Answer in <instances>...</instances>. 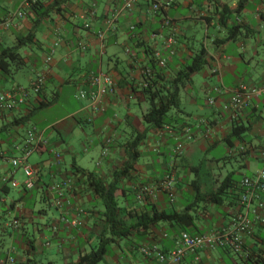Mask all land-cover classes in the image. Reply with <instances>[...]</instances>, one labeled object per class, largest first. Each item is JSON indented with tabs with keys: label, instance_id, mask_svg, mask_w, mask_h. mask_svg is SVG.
I'll list each match as a JSON object with an SVG mask.
<instances>
[{
	"label": "crops",
	"instance_id": "crops-1",
	"mask_svg": "<svg viewBox=\"0 0 264 264\" xmlns=\"http://www.w3.org/2000/svg\"><path fill=\"white\" fill-rule=\"evenodd\" d=\"M24 1L0 0V21L19 12ZM57 1L63 0H43L47 6ZM239 2L138 0L125 11V0H68L60 4V12L39 24L35 41L20 50L24 68L16 74L0 70V93L18 86L30 89L38 75L46 76L41 95L30 89L25 105L0 115V264L78 263L96 244L105 224L102 199L89 177L111 182L124 167L128 144L145 134L138 160L117 193L123 215L129 224L154 211L187 218L159 222L146 235L133 231L110 247L101 264H160L156 257L145 258L140 248L156 244L163 252L173 250L182 232L201 235L228 228L238 211L246 212L252 222L243 255L219 248L200 252L198 259L188 255L181 264H264V224L256 219L253 207L246 211L237 202L240 182L263 169L264 93L251 98L236 117L226 109L241 86H264V0H248L238 12ZM154 3L162 5L159 12L151 11ZM224 9L229 13L222 26ZM108 20H113L111 30ZM12 23L9 28L0 25V50L16 46L17 35L35 28L29 18H15ZM231 27L237 32L230 40ZM101 31H107L103 51L97 36ZM171 37L176 41L173 55L168 47ZM79 42L86 51L77 47ZM201 47L207 51V64L181 91L180 110L172 113L175 127L146 126L142 115L149 105L135 89L143 87L149 53L167 59L163 73L171 80ZM101 71L112 76L117 89L105 99L104 113L94 112L76 97L75 109L63 118L45 117L59 106L66 88L85 89L88 74ZM25 73L23 85L18 81ZM41 99L56 102L38 109ZM32 126L48 144L29 158L40 172L35 188L28 191L22 169H14L10 161L21 154L19 148ZM235 127L242 129L237 137L232 136ZM179 144L181 153L176 152ZM56 154L61 156L59 163ZM168 175L175 181L174 202L159 190ZM227 178L233 181L231 188L218 193ZM12 181L18 186L12 187ZM215 194L212 201L205 198ZM14 220L20 222L19 229L13 228ZM73 220L81 224L73 226Z\"/></svg>",
	"mask_w": 264,
	"mask_h": 264
},
{
	"label": "trees",
	"instance_id": "trees-1",
	"mask_svg": "<svg viewBox=\"0 0 264 264\" xmlns=\"http://www.w3.org/2000/svg\"><path fill=\"white\" fill-rule=\"evenodd\" d=\"M67 1L68 0L57 1L47 6L44 4L43 0H38L34 5L28 8L26 11H22L23 8L19 11L22 12L23 16H20L18 12L9 13L2 21H0V23L8 22L7 28H9L13 24L12 22L15 18L18 19L29 18L31 19V22L35 27L33 31H30L26 35H17L16 46L1 47L0 70L2 72L7 74L10 73L16 74L24 68L25 59L20 53V50L30 46L35 41L36 39L35 33L39 24L44 19L48 17H52L57 12H60L61 9L60 4ZM247 1L248 0H240L237 8L238 12H240L241 9L245 7ZM137 2L138 0L135 2V4ZM135 4L133 5V7L135 6ZM152 6H151V11H152ZM133 7L130 10H132ZM125 11H129V10H125ZM228 13L229 12L227 11V9H224L222 13H220V20H219L220 25L224 26L226 24L228 19ZM86 25H88V28L86 27ZM86 25L85 28L90 29L91 26L89 24ZM236 30L237 27H231L229 29V32L231 34L229 37L230 40L236 36V32H237ZM79 43L77 44V47L81 50V48L79 47ZM55 44L52 46L54 49L57 46V43ZM86 49L87 46L85 45V50H81V51H86ZM146 52L148 51L146 50ZM53 55H51V49H50V54L47 58L50 57L52 60ZM206 57H207V51L205 48L201 47L196 51L192 61L182 66L180 71L177 73V75L174 76V78H172L171 80H169L165 77L163 73V70L168 66L167 59L161 57L160 53H156V52L149 53L148 64L145 67L144 69L145 73L143 74L144 77L143 87L140 91L135 89L136 94H138V98L141 99L143 97L146 103H148L149 105L148 110L142 115V121L149 128L160 129L164 127H173V128L175 127L177 121L175 120L172 113L180 110L181 91L190 82L191 76L201 71L206 66L207 64ZM160 60L166 61L165 67H161L159 65ZM147 71H149V74L146 73ZM38 76L32 81V83L38 78ZM32 83L30 85V89L32 93L37 96L41 95L45 89L46 80L43 90L38 93L34 91ZM20 88L24 89L29 96L30 89H26L21 86H18L7 92H2L0 94L14 93L16 90H19ZM80 91L77 95L80 94ZM55 102L56 99L53 100L41 99L38 109L47 108L53 105ZM241 131H242L241 127H235L232 136L237 137L241 135L242 134ZM145 136L146 134L136 135L128 144V148L125 151L127 160L124 163V167L120 171H117L114 174L113 180L111 182L105 183L94 176L89 177L91 186L94 187L95 193L102 199L104 206L103 217L105 224L102 233L99 235L96 244L91 248L90 252L84 254L80 258V261L78 263H69V264H101L103 263L104 259L109 255L110 247L118 243L119 240L129 238L132 235L133 231L142 232L143 235H146L149 228L152 225H155L159 222L169 221V220L185 222L187 218L185 214H167L163 212L158 213L157 211H154L152 215L142 214L138 216L137 222L135 224H129L126 221V217L123 215V209L120 207L117 196V193L121 191L120 182L122 179L127 178L130 172L133 170L134 165L138 160L139 144L145 139ZM232 182L233 181L230 178L224 180L218 190V193H223L229 190L232 186ZM241 182L239 184L240 192L237 194L238 197L237 202L239 201V198L244 191L241 187ZM215 196L216 194L209 196L207 195L205 196V198L209 197L211 198L210 201H212Z\"/></svg>",
	"mask_w": 264,
	"mask_h": 264
},
{
	"label": "built area",
	"instance_id": "built-area-1",
	"mask_svg": "<svg viewBox=\"0 0 264 264\" xmlns=\"http://www.w3.org/2000/svg\"><path fill=\"white\" fill-rule=\"evenodd\" d=\"M38 0H25L22 6V11H26ZM137 0H126L123 9L130 10ZM162 8L161 4H153L152 11L157 12ZM20 16H23L22 12H18ZM264 13V10H263ZM10 19V18H9ZM8 22L0 23L1 27L7 28ZM108 30L112 28L113 20H108ZM168 24H171L169 21ZM88 28V25H86ZM106 32H99L98 38L101 40V49H105L104 40ZM56 45V44H55ZM176 41L174 37L168 40V47L171 48L170 54L173 55ZM81 50H85V45L79 43ZM55 49L51 48V55L54 54ZM158 56V55H157ZM50 62L51 58H47ZM159 65L161 67L166 66L165 60H160ZM149 74V71L146 72ZM45 76L39 75L38 78L32 83L34 91L40 92L44 88ZM86 88L80 91L77 95V99L88 102L89 108L94 112L104 113L106 111L105 99L107 96L115 94L116 83L111 75L104 72H90L86 77ZM264 93V86L251 87L241 86L230 100L226 109L236 117L237 114L246 107L251 98L260 96ZM28 99V93L20 88L14 93L0 94V115L5 113H12L21 105H25ZM213 98L209 99V104H214ZM48 143L43 138L42 133L38 132L36 128H31L26 135L23 145L19 148L21 154L15 158H12L10 163L14 169H22L25 181L23 187L25 190H33L36 186L39 177V168H34L29 164V158L35 153L39 152ZM183 145L179 144L176 149L177 153H181ZM55 159L61 160V156L56 154ZM261 161L263 163V169L253 177H245L241 182V187L244 190L241 194L238 205L244 208L246 211L253 207V213L256 219L264 224V151L261 153ZM59 163V162H58ZM174 177L168 175L160 184L159 190L168 194L171 202L175 201V185ZM12 187H17L18 184L15 181L11 183ZM147 191V189H145ZM142 198V195L139 196ZM3 200V193L0 187V202ZM81 223L78 220H73L72 225L77 226ZM14 229H19L21 224L18 220H14L12 223ZM252 229V222L245 212L238 211L233 219L231 225L228 228H223L213 232L191 235L188 232H182L177 245L173 250L163 252L156 244H145L140 250L145 258L152 259L156 257L160 264H181L188 255H194L197 259L199 253L203 251H214L219 248L227 249L236 255H243L245 252V237L250 234ZM12 260V259H11Z\"/></svg>",
	"mask_w": 264,
	"mask_h": 264
},
{
	"label": "rangeland",
	"instance_id": "rangeland-1",
	"mask_svg": "<svg viewBox=\"0 0 264 264\" xmlns=\"http://www.w3.org/2000/svg\"><path fill=\"white\" fill-rule=\"evenodd\" d=\"M23 53V51H22ZM24 71L27 73L28 71L24 69ZM21 74L20 80L18 82H20L23 85H26V78H24L23 75H27V74ZM29 73V72H28ZM68 89L69 91L71 90L70 95H68ZM63 92V91H62ZM76 92V93H75ZM2 93V92H1ZM79 93V90L76 91V89H70V88H66L64 90V95H61L60 99H59V106H56L54 108H52L51 110H48L45 114V117L51 120L54 119H60L63 118L64 116H66L67 114H69L71 111H73L75 109V103H76V95ZM69 112V113H67ZM143 122V121H142ZM144 123V122H143ZM145 124V123H144ZM146 125V124H145ZM147 126V125H146ZM34 128L33 126L30 127L29 129ZM28 129V130H29ZM38 132H41L38 130ZM132 135V134H131Z\"/></svg>",
	"mask_w": 264,
	"mask_h": 264
}]
</instances>
